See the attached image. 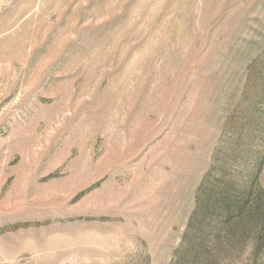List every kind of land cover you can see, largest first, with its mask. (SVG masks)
Instances as JSON below:
<instances>
[{
    "label": "rangeland",
    "instance_id": "obj_1",
    "mask_svg": "<svg viewBox=\"0 0 264 264\" xmlns=\"http://www.w3.org/2000/svg\"><path fill=\"white\" fill-rule=\"evenodd\" d=\"M263 214L264 0H0V264H264Z\"/></svg>",
    "mask_w": 264,
    "mask_h": 264
},
{
    "label": "trees",
    "instance_id": "obj_2",
    "mask_svg": "<svg viewBox=\"0 0 264 264\" xmlns=\"http://www.w3.org/2000/svg\"><path fill=\"white\" fill-rule=\"evenodd\" d=\"M247 204H248V198H246V199L240 198L239 202L235 204L236 206H233V208H232V206L227 208L228 211H229V209H231L229 211L230 214L229 213L228 214L231 215V213H236L237 215H243L245 213L247 207H248ZM263 218H264V214H263Z\"/></svg>",
    "mask_w": 264,
    "mask_h": 264
}]
</instances>
